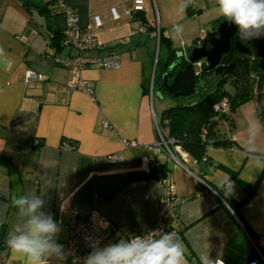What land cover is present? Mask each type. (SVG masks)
I'll list each match as a JSON object with an SVG mask.
<instances>
[{
  "label": "crops",
  "instance_id": "obj_1",
  "mask_svg": "<svg viewBox=\"0 0 264 264\" xmlns=\"http://www.w3.org/2000/svg\"><path fill=\"white\" fill-rule=\"evenodd\" d=\"M132 1L66 0L81 32L91 34L99 46L84 56L111 49L120 58L117 69L83 70L82 77L93 84L89 95L69 87L68 70L44 55L49 39L45 18L18 0H0V230L8 228L0 264H22L7 244L29 219L15 205L18 197L44 201L39 212L51 216L58 228L50 242L61 245L65 257L71 208L80 219L92 211L107 218L113 241L152 225L162 188L147 176L153 158L149 148L158 134L154 96L143 85L154 69L157 40L152 32L162 29L168 39L165 29L182 16L184 0H144L143 12L123 15L122 8H130ZM154 12L164 13V26L154 20ZM50 26L62 31L65 17H53ZM28 71L43 78L27 80ZM259 98L241 104L231 121L219 123L220 135L233 145L208 149V162L197 163L181 152L154 156L184 199L176 209L175 228L187 264H202L207 250L221 264H264V176L238 216L215 192L218 181L230 176L234 190L229 196L241 201L246 195L241 183L254 184L262 172L256 166L264 163V101ZM63 141L75 147L62 149ZM110 156L121 161L111 162ZM133 173L145 177L118 186L117 176ZM46 259L70 264L55 255Z\"/></svg>",
  "mask_w": 264,
  "mask_h": 264
},
{
  "label": "trees",
  "instance_id": "obj_2",
  "mask_svg": "<svg viewBox=\"0 0 264 264\" xmlns=\"http://www.w3.org/2000/svg\"><path fill=\"white\" fill-rule=\"evenodd\" d=\"M18 1L26 10H35L45 18L49 34L48 44L50 43L58 47L61 31H52L50 26V21L53 17L62 15V11L56 6V0H48L46 2L37 0ZM222 19L223 21L226 20L224 17ZM220 21H217V26L220 24ZM159 33L158 48L159 50L162 46L165 48L166 59L164 64L160 65L158 61L156 63L154 87L157 88L161 96H164L167 94L160 86L161 76L164 73H168V77L172 78L178 70L183 69L187 63L190 47L196 45L198 41L193 42L184 49H175L172 48L169 40L163 35L162 29H159ZM180 52L184 54L181 58L177 56ZM177 60L181 61V65L173 69V72L172 70L170 71L169 66ZM201 62L204 61L202 60ZM205 66L206 64L197 72L195 77L196 87L194 95L189 98L177 99L168 96L173 100L174 105L164 109L157 119L158 128L163 135V139L167 142V148L172 153H175V147H178L197 163L209 161L207 157L208 149L233 145L231 141L226 140L220 135L218 125L222 121H231L232 114L241 104L251 100L253 97L259 96L263 80L256 78L258 76L264 77V71L259 69V59L255 56V52L252 49L247 55L239 54L232 50L225 57L223 70L217 76H215L213 70L203 69ZM254 78L256 79L255 84ZM149 82V78H147L143 85L146 92L149 91ZM225 87L230 88L226 89ZM262 95L264 96V91ZM190 98L194 99L189 101ZM180 99H184V101L181 102ZM223 99L227 100L228 110H215L214 106L219 104ZM36 145H38L37 141ZM72 145L75 147L73 143ZM166 173L167 170L164 169L163 165L154 160L151 162L147 176L160 181L166 177ZM263 176L264 170H262L254 184L241 183L245 188L246 194L245 198L241 201H234L230 196H225L220 188H216L215 192L227 204L230 211L235 216H238L240 208L254 195ZM143 177L145 176L141 173L117 176L118 186L125 185L129 180L141 179ZM7 229V225H3L2 230H0V253L5 249V234Z\"/></svg>",
  "mask_w": 264,
  "mask_h": 264
},
{
  "label": "built area",
  "instance_id": "obj_3",
  "mask_svg": "<svg viewBox=\"0 0 264 264\" xmlns=\"http://www.w3.org/2000/svg\"><path fill=\"white\" fill-rule=\"evenodd\" d=\"M56 6L62 11L65 17V28L61 31L59 46L55 47L47 43L44 55L49 58L54 65L60 66L68 70L69 78L67 85L73 89H77L86 94L92 95L93 84L82 77V72L87 67H95L101 69H117L120 66L119 55L111 49H104L103 53H98L95 57H85L84 54L90 51H99V46L95 38L89 33H82L77 22V16L74 10L66 4V0H56ZM144 10V0H133L130 8H122L123 15L133 17ZM147 26H143L140 32H146ZM152 36L159 41V29L152 32ZM206 38L204 32L200 34V41ZM199 41V40H198ZM199 43V42H198ZM199 43L198 45H200ZM67 50V53H63ZM70 52H74L71 54ZM157 61L154 60V69L149 83L150 97L154 96V71ZM27 80L42 79L43 76L35 74L32 71L26 73ZM215 110L222 109L227 111V100L223 99L219 104L214 106ZM107 127L106 124H104ZM156 132L158 140L156 144L149 148L150 153L154 156L158 153L165 152L172 156V153L167 148V142L163 139L158 125L156 124ZM130 145H134L133 142ZM62 149L70 150L74 148L69 142H62ZM175 152L183 153L178 147H175ZM111 162H120L121 157L110 156ZM155 163V162H153ZM162 188V194L158 206L156 216L150 228L128 235L126 239H131L134 236H144L157 229L163 232H172L178 236L175 228L177 223L176 209L184 202V199L178 196L175 184L165 177L159 181ZM69 222L67 224L68 240L66 250V260L70 264H84L85 258L96 248L106 247L109 244L115 243L111 239V234L114 230L112 223L97 211H92L89 216L80 219L77 216L75 208L68 211Z\"/></svg>",
  "mask_w": 264,
  "mask_h": 264
},
{
  "label": "clouds",
  "instance_id": "obj_4",
  "mask_svg": "<svg viewBox=\"0 0 264 264\" xmlns=\"http://www.w3.org/2000/svg\"><path fill=\"white\" fill-rule=\"evenodd\" d=\"M191 0H184L183 7ZM218 11L227 21L234 24L242 39L255 34H264V0H217ZM177 32L180 26L177 25ZM264 170V163H257ZM229 196L233 193L234 182L225 176L217 185ZM44 201L33 197H18L15 205L28 215L24 231L13 235L7 241L14 260L22 264H48L46 257L55 255L65 259L61 245L51 243L52 236L58 231L51 216L39 212ZM202 264H221L210 258L208 250L201 254ZM84 264H187L183 242L172 232L155 230L144 236L120 239L106 247L94 249L84 260Z\"/></svg>",
  "mask_w": 264,
  "mask_h": 264
},
{
  "label": "water",
  "instance_id": "obj_5",
  "mask_svg": "<svg viewBox=\"0 0 264 264\" xmlns=\"http://www.w3.org/2000/svg\"><path fill=\"white\" fill-rule=\"evenodd\" d=\"M239 35L240 40L233 42V49L236 53L247 55L250 50H254L255 56L259 59V69L264 71V34L256 36L255 34L242 39L237 27L231 22L224 20L216 28V31L206 35V38L200 45L190 47L187 63L183 69L178 70L171 79L168 73L161 76L160 86L162 90L173 99L189 98L195 93V64L201 63L203 60L206 66L203 69L214 71L215 76L219 75L223 70V62L225 57L232 49V41L235 36ZM183 53L177 54L179 58L183 57ZM181 65V61L177 60L169 66V70H173ZM160 96V93L157 94Z\"/></svg>",
  "mask_w": 264,
  "mask_h": 264
},
{
  "label": "rangeland",
  "instance_id": "obj_6",
  "mask_svg": "<svg viewBox=\"0 0 264 264\" xmlns=\"http://www.w3.org/2000/svg\"><path fill=\"white\" fill-rule=\"evenodd\" d=\"M181 14L182 16H177V18H174L175 20H171L173 22L165 29L170 45L175 49H184L198 40L199 43H202V41H200V33L204 32V34L207 35L216 31L218 24L217 21H223V16L220 15L218 11L217 0H191L187 7L182 6ZM165 17L166 16H164V13L156 14V12H154L153 14L154 20H158L162 26L165 24ZM177 25L180 26V32L175 30ZM198 42L196 45L199 44ZM152 55H154V60L158 61L160 65L164 64L166 59V51L163 46L160 50H158L157 41L156 44H154ZM204 65L205 64L203 62L195 64V72H199ZM256 79L263 80L261 90L259 91V99L264 101V96L262 95L264 91V77L258 76ZM256 79L254 78V84ZM225 88L229 89L230 87ZM157 97L158 96L156 93L154 95V106L158 119L161 111L173 106L174 102L168 97V95H164L163 99H158ZM193 99L194 98H190L189 101ZM180 101L183 102L184 99H180ZM261 108L264 109V105Z\"/></svg>",
  "mask_w": 264,
  "mask_h": 264
},
{
  "label": "flooded vegetation",
  "instance_id": "obj_7",
  "mask_svg": "<svg viewBox=\"0 0 264 264\" xmlns=\"http://www.w3.org/2000/svg\"><path fill=\"white\" fill-rule=\"evenodd\" d=\"M235 37H236L237 39L234 38V40L232 41V49H231L230 52H232V50L234 51V49H233V42L236 41V40H240L239 35H236ZM230 52H229V53H230ZM229 53H228V54H229ZM228 54H227V55H228ZM203 63H204V62H203ZM176 68H178V67H176ZM172 72H173V70H172ZM196 73H197V72H196ZM154 77H155V71H154ZM154 77H153V81H154ZM168 78H169V77H168ZM169 79H171V78H169Z\"/></svg>",
  "mask_w": 264,
  "mask_h": 264
}]
</instances>
